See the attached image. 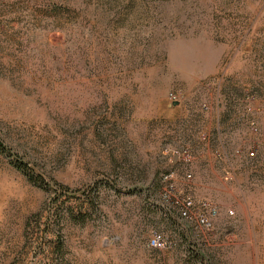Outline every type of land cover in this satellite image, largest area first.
<instances>
[{
    "label": "rangeland",
    "instance_id": "rangeland-1",
    "mask_svg": "<svg viewBox=\"0 0 264 264\" xmlns=\"http://www.w3.org/2000/svg\"><path fill=\"white\" fill-rule=\"evenodd\" d=\"M263 31L264 0H0V264H264Z\"/></svg>",
    "mask_w": 264,
    "mask_h": 264
},
{
    "label": "built area",
    "instance_id": "built-area-1",
    "mask_svg": "<svg viewBox=\"0 0 264 264\" xmlns=\"http://www.w3.org/2000/svg\"><path fill=\"white\" fill-rule=\"evenodd\" d=\"M263 34H264V31H263ZM172 100L175 101L176 100V97H172ZM251 156H254V153H251L250 154ZM190 162V160H189ZM207 209H208V212H209V216L208 217H205L204 219H202V223L205 225V226H210L211 225V218L216 216L218 214V210L216 207L208 204L206 205ZM231 214H233V212H230ZM160 240V238L158 239V241Z\"/></svg>",
    "mask_w": 264,
    "mask_h": 264
}]
</instances>
